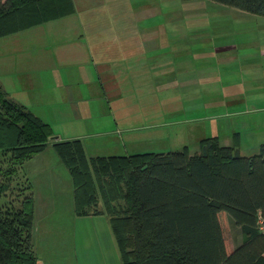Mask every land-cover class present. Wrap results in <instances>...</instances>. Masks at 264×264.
Returning a JSON list of instances; mask_svg holds the SVG:
<instances>
[{
  "label": "trees",
  "instance_id": "obj_1",
  "mask_svg": "<svg viewBox=\"0 0 264 264\" xmlns=\"http://www.w3.org/2000/svg\"><path fill=\"white\" fill-rule=\"evenodd\" d=\"M264 14V0H214ZM75 11L73 0H0V37ZM0 83V264H38L35 198L24 164L52 146L73 182L77 215L106 213L122 264H264V144L241 155L218 136L198 151L89 155ZM241 242L228 252L226 228Z\"/></svg>",
  "mask_w": 264,
  "mask_h": 264
},
{
  "label": "crops",
  "instance_id": "obj_2",
  "mask_svg": "<svg viewBox=\"0 0 264 264\" xmlns=\"http://www.w3.org/2000/svg\"><path fill=\"white\" fill-rule=\"evenodd\" d=\"M73 1L75 11L69 15L0 37V83L8 97L26 105L50 123L55 140L81 138L87 152V138L99 139L100 147L115 148L124 152L122 154L147 152L135 147H142L160 138H169V132L162 127L177 120L174 117L163 119V116H174L176 106L182 104L179 99L183 96L157 98L155 90L172 89L176 87V83L185 82L174 77L179 66L177 64L185 59L182 54L185 50V38L165 32L162 22L149 21L144 27L141 21L143 17L133 19L105 17L102 13L98 15L95 7L97 4L103 7V0L102 3L98 0ZM252 17L260 22L264 30V14ZM252 25H255V21ZM249 35L252 37V34ZM216 52L219 54L221 50L217 49ZM261 54L264 56V48ZM185 84L186 87L189 85ZM205 84L206 80L199 81L198 87L203 94L207 88ZM150 89L152 91L147 94L141 92ZM40 105L48 108L44 111L38 107ZM157 105H165L166 113ZM185 120L189 123L192 119ZM59 122H63V125ZM84 126L87 131L83 129ZM245 128L248 127L240 126L239 131L234 129L236 135L232 141L223 139L218 133H203L197 138L196 147L191 149L188 143H180V149L187 145L190 152L194 153L198 151L202 138L218 136L222 144L239 148L243 156L259 153L264 141L246 143L241 135ZM261 128L263 131L264 126ZM49 149L55 151L52 146H48L23 167L25 176L30 179L34 188L33 242L38 264H89L87 262L91 259V253L88 247L83 246L76 255L63 237L64 234L69 233L68 236L71 237L73 232L84 234L87 231L96 234L95 243L98 242L97 234L100 233L102 241L105 243L106 239L112 250L114 245L116 256L111 252V262L106 260L103 264H122L109 215L76 214L73 182L68 169L69 175L65 172L64 175L71 179L72 186L66 197L65 194H56L55 187H49L50 182L54 183L55 180L48 177V174L43 177L47 171L35 172L39 169L37 161H43L41 155ZM56 155V163H63L57 153ZM38 177L43 178L44 184L48 186L45 188L46 194L35 187ZM101 216L107 217L106 225H94L91 230L84 225L80 227L82 222H93L94 220L89 219ZM241 240L239 228L230 223L226 228L228 252ZM79 254L82 255L81 261Z\"/></svg>",
  "mask_w": 264,
  "mask_h": 264
},
{
  "label": "rangeland",
  "instance_id": "obj_3",
  "mask_svg": "<svg viewBox=\"0 0 264 264\" xmlns=\"http://www.w3.org/2000/svg\"><path fill=\"white\" fill-rule=\"evenodd\" d=\"M98 2L102 3V0ZM95 8L98 15L102 13L105 17L133 19L143 17L141 21L144 27L149 21L162 22L166 28L165 32L185 38V50L182 53L185 59L177 64L179 66L174 77L178 81L184 80L189 85L186 87L185 82L176 83V87L172 89L155 90L157 98L183 96L179 99L182 104L176 106L174 116H163V119L167 117L177 119L169 122V126L162 127L169 132V138H160L135 149L157 152L179 150L180 143H188L193 149L197 145V138L203 133L205 135L218 133L223 139L232 141L236 135L234 129L239 131L240 126L248 127L241 132L246 143L264 141V130L261 131V126H264V56L261 54L264 48V30L260 22L252 17L257 14L214 0H103V7L97 4ZM249 34H252V37ZM217 49L221 50L219 54L216 52ZM200 80L201 82L206 80L205 94L198 87ZM150 91L152 90H141L145 94ZM38 107L44 111L48 108L43 105ZM157 107L166 113L165 105ZM190 118L192 120H189V123L185 122L187 121L185 119ZM59 124L63 125V122ZM82 124L85 125L84 122ZM56 129L59 127L56 126ZM83 129L87 131L86 126ZM99 143V139H86L89 155L124 153L111 147L102 148ZM41 158L44 162L40 159L37 161L39 169L35 172L47 171L43 177L48 174V177L55 180L54 183L50 182L49 187H55L56 194H65L66 197L72 186L67 168L60 161L56 163L57 155L53 149L42 153ZM64 172L68 175H64ZM35 187L46 194L45 188L48 186L44 184L43 178H36ZM89 220L94 221L82 222L80 227L84 225L91 230L94 225L108 223L106 216ZM73 233L71 237L68 236L69 233L63 235L65 242L71 245L76 255L83 246H87L92 254L87 263L103 264L106 260L111 262V252L116 256L114 245L112 250L106 239L105 243L102 241L100 233L97 234L99 236L97 243L96 234L90 231L84 234ZM103 235L105 236V233ZM229 238L228 236V241ZM65 248L69 250L68 246ZM78 256L81 261L82 255Z\"/></svg>",
  "mask_w": 264,
  "mask_h": 264
},
{
  "label": "built area",
  "instance_id": "obj_4",
  "mask_svg": "<svg viewBox=\"0 0 264 264\" xmlns=\"http://www.w3.org/2000/svg\"><path fill=\"white\" fill-rule=\"evenodd\" d=\"M258 227L260 229V231L264 232V217L263 216H259L258 217Z\"/></svg>",
  "mask_w": 264,
  "mask_h": 264
}]
</instances>
